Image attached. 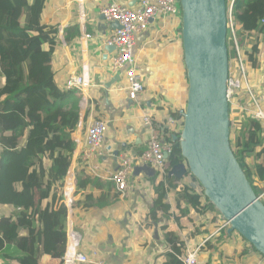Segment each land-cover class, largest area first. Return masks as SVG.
<instances>
[{"label":"trees","instance_id":"trees-1","mask_svg":"<svg viewBox=\"0 0 264 264\" xmlns=\"http://www.w3.org/2000/svg\"><path fill=\"white\" fill-rule=\"evenodd\" d=\"M231 1L226 0L227 6ZM233 17L243 40L264 34V0H234ZM64 19L63 0H0V207L7 215L0 221V264H64L68 208L65 204L56 208V203L72 164L76 148L73 134L80 125L81 109L79 90L67 88L68 65L58 38ZM80 33L78 23L69 25L65 29L67 45L78 42ZM242 44L238 41L243 64L254 68L261 51L260 39L247 48ZM229 52L230 62H238L235 45L232 52L229 46ZM248 85L252 87L250 80ZM186 103L187 100L180 111L172 113L175 124L163 128L172 146L168 160L171 167L185 162L180 141H174L173 135L181 134V111H185ZM240 105L243 109L237 108ZM245 108L254 110L255 106L242 80L230 103V138L234 133L238 135L236 148L230 140L259 197L264 193L263 187L256 186L264 184V126ZM249 158L253 163L248 162ZM88 169L83 163L77 171L76 195L91 183ZM167 186L164 182L154 186L146 225L150 229L158 226L165 234L169 248L164 264H183L180 257L186 255V250L183 244L178 246L181 233L189 231L205 239L221 227L222 216L192 175L191 185L168 178ZM73 188L72 170L68 199ZM108 188L112 185L108 184ZM169 191L177 195L174 201L180 217L171 212L166 199ZM92 197L82 194L73 203L74 213L77 209L89 210ZM173 221L178 223L181 233L170 231ZM74 227L79 231L76 220ZM18 229L26 230L27 236H19Z\"/></svg>","mask_w":264,"mask_h":264},{"label":"crops","instance_id":"crops-1","mask_svg":"<svg viewBox=\"0 0 264 264\" xmlns=\"http://www.w3.org/2000/svg\"><path fill=\"white\" fill-rule=\"evenodd\" d=\"M63 1L65 19L58 38L62 42L63 59L68 65L67 77L85 75L89 85L84 92L80 89L77 93V96H81L80 125L73 134L76 148L69 172L73 170L77 176V171L83 166L87 130L93 121L102 120L108 126L105 147L90 163L93 165L91 169L94 165L97 169L89 168L87 171L91 183L86 190H80L81 193L75 198L77 201L82 194L93 195V206L84 211L77 209L73 216L82 235L78 262L86 264L87 257L97 250L102 258H108L112 264H164L169 247L165 234L158 226L150 229L146 225L139 233L133 229L141 214H144L147 223L146 214L153 204L154 186L162 182V178L156 171L152 172V169L136 163L131 176L132 186L128 194L122 196L111 180V174L119 169L122 154L127 152L138 156L147 148L149 135L142 122L143 114H148L157 124L168 127L169 118H173L172 113L180 111L187 100V71L182 38L176 27L178 21L155 20L138 34L134 55L138 73L145 81V90L136 102L129 98L125 71L113 70L115 51L110 53L105 50L107 40L117 29L113 23H107L101 13L102 8L113 1L130 6L132 0ZM73 23L79 24L81 35L78 42L69 46L65 40V29ZM84 33L91 35V38L84 41ZM258 38L261 51L257 65L254 68L248 65L246 72L264 109V34H253L250 41ZM241 39L242 46L249 47ZM232 63L230 69L238 88L242 76L236 60H232ZM61 77L63 75L58 80ZM180 181L185 184L183 179ZM108 184L112 185L111 189ZM170 196L174 200L177 195L170 191ZM221 219L222 224L225 223ZM122 225H127L129 229L119 230ZM219 229L205 239H200L196 233L183 232L182 235L188 237L191 249L200 247L198 264H264V256L241 235ZM170 231L180 233L179 225L172 224ZM26 235V230H19V236Z\"/></svg>","mask_w":264,"mask_h":264},{"label":"water","instance_id":"water-1","mask_svg":"<svg viewBox=\"0 0 264 264\" xmlns=\"http://www.w3.org/2000/svg\"><path fill=\"white\" fill-rule=\"evenodd\" d=\"M179 1L188 91L182 112L184 126L173 140L180 141L185 162L172 166L168 176L182 180L190 173L230 225L227 231L241 235L264 256V203L240 166L230 140L229 5L226 0ZM113 26L120 28L117 22ZM105 50L111 53L116 48L106 45Z\"/></svg>","mask_w":264,"mask_h":264},{"label":"built area","instance_id":"built-area-1","mask_svg":"<svg viewBox=\"0 0 264 264\" xmlns=\"http://www.w3.org/2000/svg\"><path fill=\"white\" fill-rule=\"evenodd\" d=\"M133 1V0H132ZM136 4L133 7L123 6L116 2H111L109 5H106L102 8L101 13L104 17V20L109 23H119L120 28L117 29L114 34L107 40V45L115 46V57L112 61V67L114 71H125V76L127 79V90L129 98L131 101H138L139 96L145 90V81L138 73V68L135 61V46L136 39L139 33L143 32L147 26L155 20L167 21L169 19L177 20V28L180 30L182 28V8L179 0H136ZM233 2L229 5L228 9V29L230 33L234 35L235 48L237 51L238 57V70L242 76L241 80H244L247 85V91L250 98L252 99L253 105L255 106L254 110L245 108L246 111L252 113L254 119L260 121L264 126V109L261 107L260 103L257 101V96L254 93L253 87L248 85V76L246 72V67L243 64L240 50L238 47V41L235 33L237 29L236 22L233 17ZM83 22L84 15L81 16ZM264 23V21H263ZM84 32V31H83ZM180 32V31H179ZM91 38V35L84 33L83 40L86 41ZM233 72L230 69V77L228 83V98L231 103L232 97L234 96L236 89V79L234 78ZM88 81H86L84 76H72L67 82L68 89H77L84 92L88 89ZM85 102V100H84ZM238 109H243L242 105L237 106ZM184 112V110L181 111ZM142 122L144 128L146 129L149 137L147 148L144 149L141 154L138 156H133L125 152L121 156V162L119 169L111 174V180L114 182L117 191L122 195L126 196L132 186V173L134 171V165L140 163L146 166H149L156 170L157 174L162 178L166 188L167 180L169 178V171L171 165L169 163V158L172 153V146L166 140V135L164 133V127L157 124L153 118L148 114L142 115ZM170 125H174L175 121L173 118H169ZM108 130L107 123L102 120H95L90 125L87 130V147L83 152V161L88 165L90 170H96L97 167L91 169L93 165L90 163L97 157L99 152L105 147V137ZM169 156L167 158L166 156ZM91 165V166H90ZM71 172V171H70ZM70 172L68 176H70ZM74 172V188L72 192V199L69 202L67 198L68 192V182L63 192L59 191L60 198L56 203V208L60 207L62 204H65L68 208V219H67V248L65 255L63 257L64 264H78V253L79 247L82 243V235L77 231L73 224L74 211L72 209L73 203L75 202V192L77 178L75 171ZM183 182L186 185H191V174L188 173L184 178ZM169 198V205L171 206V212L174 217H180L178 215V208L174 200L171 199L170 191L167 193ZM259 198L263 200L264 193H262ZM11 210V209H10ZM17 212H20L18 209ZM5 211L0 207V221L4 217ZM7 216V215H6ZM173 224L177 226V222L173 221ZM229 224L225 221L222 224L218 231L228 230ZM181 233V231H179ZM28 234V233H27ZM183 234V233H181ZM27 236V235H26ZM71 238L73 239V247L70 248ZM181 244L178 246L181 247L182 244L186 250V255L180 257L183 264H198V254L200 247L191 249L188 244L187 235H181ZM169 252H172L171 248ZM105 258H102L97 250H94L89 257H87L86 264H108Z\"/></svg>","mask_w":264,"mask_h":264},{"label":"rangeland","instance_id":"rangeland-1","mask_svg":"<svg viewBox=\"0 0 264 264\" xmlns=\"http://www.w3.org/2000/svg\"><path fill=\"white\" fill-rule=\"evenodd\" d=\"M232 2V1H231ZM231 2H229V5L231 4ZM238 30H239V27H238ZM235 33H236V37H237V41H241L242 39H241V37H240V35H238V32H237V29H235ZM234 40V35H233V33L231 32V33H229V35H228V43H229V46H230V50H231V52H232V50H233V46L235 45V42L233 41ZM255 40H253V42H254ZM242 42V41H241ZM253 42H251L250 41V38L248 39V40H245L244 41V43L245 44H248V46H251L252 44H253ZM243 45V44H242ZM231 63H232V61H231ZM234 63H235V61H234ZM234 64L232 63V66H233ZM257 101L259 102V100L257 99ZM260 103V102H259ZM232 141H233V147L234 148H236L237 147V145H238V135L237 134H232ZM248 162H251V163H253V159L251 158H249V160H248ZM171 170V169H170ZM67 178H69V176L68 177H66V179ZM256 186H260V187H263L264 188V184L263 183H257L256 184ZM172 195V194H171ZM77 197V195H76V193H75V196H74V198H76ZM168 201H169V198L167 197L166 198ZM263 200H264V198H263ZM172 212H173V210H172ZM140 215V214H139ZM141 217V218H140ZM140 217L138 216V218H137V225L135 224V226H134V232H137V233H139L141 230H143L144 228H146L145 226H146V224L147 223H145V220H144V214H141L140 215ZM121 224V223H120ZM120 229L119 230H121V231H127L129 228H128V226L127 225H122V226H120L119 227ZM19 230L20 229H18V231H17V234L19 235ZM178 232V231H177ZM128 259H130V258H128ZM47 263H49V262H47Z\"/></svg>","mask_w":264,"mask_h":264},{"label":"bare ground","instance_id":"bare-ground-1","mask_svg":"<svg viewBox=\"0 0 264 264\" xmlns=\"http://www.w3.org/2000/svg\"><path fill=\"white\" fill-rule=\"evenodd\" d=\"M72 247H73V239L71 238L70 248L72 249Z\"/></svg>","mask_w":264,"mask_h":264},{"label":"clouds","instance_id":"clouds-1","mask_svg":"<svg viewBox=\"0 0 264 264\" xmlns=\"http://www.w3.org/2000/svg\"><path fill=\"white\" fill-rule=\"evenodd\" d=\"M181 38H182V35H181Z\"/></svg>","mask_w":264,"mask_h":264}]
</instances>
